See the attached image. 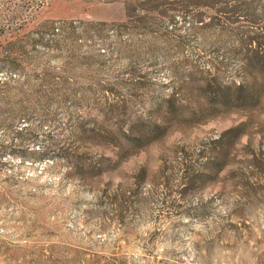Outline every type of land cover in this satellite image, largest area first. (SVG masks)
<instances>
[{
  "label": "rangeland",
  "instance_id": "374dc122",
  "mask_svg": "<svg viewBox=\"0 0 264 264\" xmlns=\"http://www.w3.org/2000/svg\"><path fill=\"white\" fill-rule=\"evenodd\" d=\"M7 2L0 264H264V0Z\"/></svg>",
  "mask_w": 264,
  "mask_h": 264
},
{
  "label": "trees",
  "instance_id": "16d2710c",
  "mask_svg": "<svg viewBox=\"0 0 264 264\" xmlns=\"http://www.w3.org/2000/svg\"><path fill=\"white\" fill-rule=\"evenodd\" d=\"M11 2L12 0H8V2ZM19 1H24V2H26V3H28L29 5H31V4H33L34 2H36V0H19ZM7 2V3H8ZM149 3V4H148ZM147 4L148 5H151L152 4V2H148ZM137 12V8L135 7V6H127V13L129 14V15H135V13ZM248 56V55H247ZM250 56V57H249ZM248 57H247V59H246V61L245 62H247V66L248 67H250V68H253L254 70H258V69H260V68H263V66H264V53L262 54V53H259V52H257V51H253L252 52V54L251 55H249ZM188 78V80L190 81V82H192L194 79H193V76L192 75H190V77H187ZM232 87L231 86H226L225 87V89L226 90H229V89H231ZM239 91H240V93H241V98H244V99H246V97H244L242 94L244 93V87H242V86H240V87H238L237 88ZM215 97H217L216 95H215ZM218 98H220L221 99V103L222 104H229V102H230V98L228 97V95L226 94L225 95V93H223L221 96H219ZM154 131L153 130H150L149 131V133H153ZM125 134V133H124ZM30 155H32V156H34V157H38V156H40L41 154H48V153H40V152H38V151H35L34 153H29ZM42 156V155H41ZM43 157H44V155H43ZM45 157H46V155H45ZM72 161H70V162H67L69 165H70V168L71 169H75V170H77V171H80L83 167H86V166H90L89 168H97L98 166H99V163H97L98 165H97V167H96V165H85V163L83 162V160L79 157V156H72V159H71Z\"/></svg>",
  "mask_w": 264,
  "mask_h": 264
}]
</instances>
